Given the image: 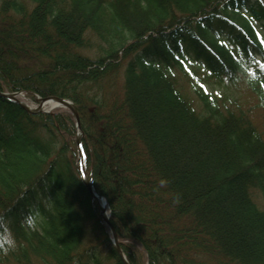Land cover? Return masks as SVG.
<instances>
[{
	"label": "trees",
	"instance_id": "16d2710c",
	"mask_svg": "<svg viewBox=\"0 0 264 264\" xmlns=\"http://www.w3.org/2000/svg\"><path fill=\"white\" fill-rule=\"evenodd\" d=\"M28 2L0 0V93L74 105L126 262L264 264V114L259 132L228 92L248 77L264 109V0ZM75 134L0 97V264H123Z\"/></svg>",
	"mask_w": 264,
	"mask_h": 264
},
{
	"label": "rangeland",
	"instance_id": "374dc122",
	"mask_svg": "<svg viewBox=\"0 0 264 264\" xmlns=\"http://www.w3.org/2000/svg\"><path fill=\"white\" fill-rule=\"evenodd\" d=\"M17 1L24 3L25 7H30L28 0H17ZM92 40L95 39L93 38ZM173 75L177 86L182 90V92L187 96H189L190 99L196 100V98H194L191 91L192 90L191 86L193 85L192 79L183 75V73H181V71L177 67H173ZM196 76L199 77L201 81L203 80V85L207 88L208 92H210L211 94L217 95L224 93L225 90L224 86L217 84V82H215L212 79L204 80L205 77L203 73L196 72ZM247 78L248 77L242 78L243 82L238 83L237 87L231 86L228 92L231 93V97H233V99H236L235 105L237 107H240L244 112H246L248 118L251 119L257 130L261 132L263 130L262 116L264 114V109L259 104V100L257 96H255V94L250 90V88L245 86L244 81H246ZM22 95L24 96V98L21 99V101L27 104L28 106L36 103L32 101L30 95H26L25 93ZM57 110H61V109H57ZM57 110H53L52 112ZM255 202L258 205L261 204L259 196L255 197Z\"/></svg>",
	"mask_w": 264,
	"mask_h": 264
},
{
	"label": "water",
	"instance_id": "95a60500",
	"mask_svg": "<svg viewBox=\"0 0 264 264\" xmlns=\"http://www.w3.org/2000/svg\"><path fill=\"white\" fill-rule=\"evenodd\" d=\"M18 93H13V94H9V93H0V97L3 99H7L9 102L11 103H15L18 106H20L24 111L28 112L31 115H36V113H50L53 109H57V108H61L66 110L67 112L70 113V115H72L73 120H74V125L76 126V138H75V146H77V162L78 160L81 159V169L78 167L77 162L75 164V168L76 171L78 173V176L80 178V180L82 181L85 189H87L88 191V195L90 196V198L92 200H94L97 203H101V205L99 206L101 213H100V219L102 220V223L104 224V226L107 227L108 231L110 232V241L111 244L115 250V252H117L121 262H123V264H128L122 254V252H120L119 249V241L117 239V235L115 233V231L113 230L109 220H108V214L106 213L105 209H106V200L102 199L101 197L97 196L94 192V190L91 187V181L86 178L85 175V171H84V162H85V157L83 154V150H82V146H81V140L83 138V134H82V130H81V125H79V117L78 114L76 113V110L74 108V105L69 101V100H64V99H60V98H52V97H46L45 99L43 98H36L35 101L37 102V104L34 107H28L25 103L23 104L21 101H19L16 97L18 96ZM52 100L54 102H56L57 107L53 108V109H48V110H44V105L46 103V101Z\"/></svg>",
	"mask_w": 264,
	"mask_h": 264
},
{
	"label": "bare ground",
	"instance_id": "6f19581e",
	"mask_svg": "<svg viewBox=\"0 0 264 264\" xmlns=\"http://www.w3.org/2000/svg\"><path fill=\"white\" fill-rule=\"evenodd\" d=\"M16 98H17L18 100H20V101H21V99H23L22 96H17ZM43 105H44V108H43L44 110L53 109V108H56V107H57L56 102H54V101H52V100L46 101V103L43 104ZM77 165H78V167L81 169V159L78 160ZM99 204L101 205L100 202H99ZM105 211H106V209H105Z\"/></svg>",
	"mask_w": 264,
	"mask_h": 264
}]
</instances>
